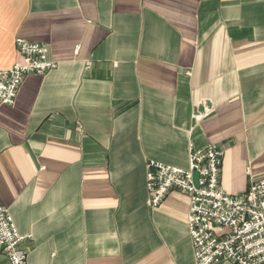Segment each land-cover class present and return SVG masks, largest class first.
<instances>
[{"label":"crops","instance_id":"1","mask_svg":"<svg viewBox=\"0 0 264 264\" xmlns=\"http://www.w3.org/2000/svg\"><path fill=\"white\" fill-rule=\"evenodd\" d=\"M17 38L58 64L0 104L28 264H197L190 197L150 208L146 165L215 145L227 194L264 178V0H0V70Z\"/></svg>","mask_w":264,"mask_h":264},{"label":"built area","instance_id":"2","mask_svg":"<svg viewBox=\"0 0 264 264\" xmlns=\"http://www.w3.org/2000/svg\"><path fill=\"white\" fill-rule=\"evenodd\" d=\"M15 42L18 61L0 70V104H13L30 74L45 75L58 66L47 45L23 38ZM223 158V150L207 145L191 150L188 169L150 160L146 165L148 205L159 207L171 191L190 197L187 224L197 264H264V178L253 180L243 195L227 194L220 180ZM194 172L199 174L198 185ZM27 238L0 201V251L10 264H28L22 245Z\"/></svg>","mask_w":264,"mask_h":264},{"label":"water","instance_id":"3","mask_svg":"<svg viewBox=\"0 0 264 264\" xmlns=\"http://www.w3.org/2000/svg\"><path fill=\"white\" fill-rule=\"evenodd\" d=\"M200 110L203 111L204 108L201 107ZM198 178H199V174L197 172H194V181H195L196 185L199 184Z\"/></svg>","mask_w":264,"mask_h":264}]
</instances>
